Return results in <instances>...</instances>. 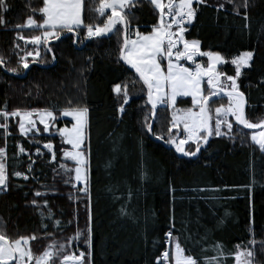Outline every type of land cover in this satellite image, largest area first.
I'll return each mask as SVG.
<instances>
[{
  "label": "trees",
  "instance_id": "1",
  "mask_svg": "<svg viewBox=\"0 0 264 264\" xmlns=\"http://www.w3.org/2000/svg\"><path fill=\"white\" fill-rule=\"evenodd\" d=\"M4 4L7 10L0 7V57L4 59L0 66V110L5 106L9 112L87 106L91 183L89 195L74 186L71 163L62 155L66 144L58 134L32 132L24 136L17 118L5 121L0 117V124L7 123L10 133L6 136L0 129L8 173V185L0 189V231L12 240L37 237L30 241L35 255L52 243L65 245L63 254L83 251L85 264H158L169 231L197 264H209L207 258L218 255L217 245L223 246L220 264H235L233 254L238 245L254 253L252 264H264V150L250 142L249 130L230 119V136L213 135L197 157H186L166 143L172 115L163 105L157 107L153 121L156 135L150 134L144 124L151 111L146 104V87L120 58L123 25L105 37L86 39L87 29L81 27L79 37L68 34L50 42L52 52L42 46L41 56L35 62L29 58L26 75L18 77L25 72L20 57L35 49L18 37L30 39L45 30L23 27L29 16L42 20L39 9L44 0H4ZM99 4L100 0H83L85 24L103 26L111 12L100 16L96 11ZM193 7L197 11L185 39L198 40L202 51L220 52L228 58L245 51L254 53L251 66L242 69L237 81L247 100L246 118L262 117L264 0H205ZM125 15L131 29L135 26L139 32L150 31L160 19L159 10L149 0H135ZM204 60L199 56L196 63L203 65ZM12 68L17 72L8 71ZM220 70L235 75L229 62ZM115 84L128 85L130 99L123 113L119 111L123 95L114 93ZM208 90L205 87V95ZM226 102V96L213 98L209 108ZM177 104L182 109L191 106L188 99ZM58 124L69 125V120L60 119ZM160 135L165 139L160 140ZM49 142L53 149L44 147ZM20 145L26 149L22 154ZM185 147L195 150L190 144ZM30 161L35 163L29 172ZM16 171L26 173L29 179L14 176ZM37 192L42 195L37 196ZM34 200L40 207L32 203ZM89 205L90 249L85 244ZM78 230L85 236L69 243ZM61 260L62 256L54 258V264H61Z\"/></svg>",
  "mask_w": 264,
  "mask_h": 264
},
{
  "label": "snow or ice",
  "instance_id": "2",
  "mask_svg": "<svg viewBox=\"0 0 264 264\" xmlns=\"http://www.w3.org/2000/svg\"><path fill=\"white\" fill-rule=\"evenodd\" d=\"M151 4L159 10V23L153 27L150 33L142 34L139 29L134 31L131 29L130 21L125 15V9L134 7V0H100L99 7L96 11L100 16H104L106 10H111V14L107 16V20L100 26L99 24H85L82 18V0H44V6L39 9L43 14V22L37 23L32 16L27 18V22L23 27L42 28L45 29L41 35L33 36L29 39L19 36V39H25L26 43L35 45L34 52H26L24 56L20 57L19 63L23 69L27 70L30 67L28 57H32L35 62L41 56V46L45 51L52 52L49 42L55 38L60 39L62 32L65 30L69 33H74L79 37L78 29L84 27L86 31V39L100 38L110 35L117 25H123L124 37L123 45L120 48V58L130 65L135 72L138 73L139 79L146 86L147 100L146 104L151 106V111L144 117V124L149 133L156 135L152 131V123L149 119H154L157 112V107L162 105L174 106L178 95L191 96L194 108L180 109L172 112L171 127L168 129V139L166 143L175 146L177 152L185 156H196L202 145L208 143L209 137L225 136L232 133L233 121L229 117H234L238 125L244 126L247 129L256 130L264 128V121L260 124H254L246 118L245 105L247 103L245 94L239 90L237 80L241 75V71L245 67L251 66L254 53L252 51H245L239 56L233 57L231 64L235 66V75L226 76V80L221 77L224 73L219 72L218 65L226 63L225 58L220 53H201L200 41L185 39L184 33L186 31L185 22H190L196 14L197 9L193 7L194 3L204 4L205 0H150ZM247 4L245 3V7ZM0 7L7 10L4 0H0ZM167 9V11H165ZM167 17V19H166ZM247 18V16H245ZM2 22V21H0ZM21 27V26H17ZM175 28V31H173ZM135 35V39L131 36ZM76 42V41H74ZM182 44V50L180 45ZM19 48V45H16ZM204 55L209 58L208 66L196 63V57ZM167 58L166 70L162 67V59ZM53 59L55 54L53 53ZM181 60L192 61L195 68L185 67ZM4 64V59L0 57V65ZM11 72H17L16 68L8 69ZM207 78L208 94H204L203 82ZM170 89V91H168ZM114 91L119 96L123 95V103L120 105L119 111L121 113L125 110V105L128 104L130 94L128 85L116 84ZM226 95L228 104L221 105L215 109L213 116L212 110L209 108L210 98L220 97ZM198 109V110H195ZM87 106H77L66 108L61 113L64 117H72L74 123L71 127H61L57 131L61 137L66 138L67 143L72 145L71 151H65L64 155L70 157L76 163L75 181L84 182L82 191L85 195H89L88 188V156L83 150V144L86 139V129L88 126ZM0 117L5 121L9 117H19L18 127L19 132L28 136L34 130L39 132L37 127L38 122L43 125L44 131H50L57 119L56 113L50 109H32L20 110L16 109L12 112L4 109L0 110ZM214 120V124H213ZM182 125L184 133L183 138H178V135L172 134V129H179ZM226 127L227 131H223ZM9 125L7 123L0 124V129H4L5 135H9ZM164 140V135L158 137ZM251 139L254 143L259 144L260 148L264 150V131L252 132ZM189 142L195 144V150H186L185 145ZM47 149H53L51 142L44 145ZM26 149L20 145L19 152L22 154ZM36 153L40 154V148L36 149ZM52 159L55 160L53 152ZM7 149L0 147V189L6 188L8 185L7 173ZM35 161H30L28 164V171L32 170ZM62 167H64L62 165ZM16 177H23L25 180L29 179L26 173L16 171L13 173ZM37 196L42 195L37 192ZM90 199V197H89ZM36 205V201L32 202ZM47 205V201L44 202ZM40 207V205H36ZM122 213L125 211L121 209ZM51 215V213H49ZM44 216V212H41ZM91 212L89 205V227L85 237V244L91 248ZM59 226L60 221H55ZM46 227V226H45ZM85 233L77 231L73 237L69 239V243L74 240H79ZM167 237L171 242L175 240L174 264H197L195 257L186 255L184 248L181 246L179 239L173 237V233L169 231ZM37 239L34 235L32 237H19L15 240L10 239L6 234L0 231V264H54V258L62 256L61 264H85L86 253L81 251L79 255L63 254L65 245L61 244L59 247L55 243L50 244L43 253L35 255L30 247V241ZM255 244V241H252ZM237 251L233 254L235 264H252V257L254 253L251 250H241L237 246ZM216 257L207 258L209 264H220V257L224 255L223 246L217 245ZM91 253L87 254L90 257ZM163 259L166 261L169 258V252L165 251ZM160 258H158L159 264Z\"/></svg>",
  "mask_w": 264,
  "mask_h": 264
},
{
  "label": "rangeland",
  "instance_id": "3",
  "mask_svg": "<svg viewBox=\"0 0 264 264\" xmlns=\"http://www.w3.org/2000/svg\"><path fill=\"white\" fill-rule=\"evenodd\" d=\"M135 1V0H134ZM150 1V0H149ZM165 3H167V1H165ZM195 4V3H194ZM43 6H44V4H43ZM42 6V7H43ZM82 10H83V0H82ZM106 11H109V12H111V10L109 9V10H106ZM39 14L41 15V17H42V20L41 21H37L34 17H33V19H35L36 21H37V23L39 24V23H42L43 22V14L41 13V12H39ZM26 22H27V19H26V21H25V23H24V25L26 24ZM94 25H96V24H94ZM24 28H29V27H24ZM42 29V28H41ZM137 29V28H136ZM153 30V27H152V29L150 30V31H147V32H140V33H142V34H147V33H150L151 31ZM173 31H175V30H173ZM62 35V34H61ZM136 37L134 36V39H135ZM30 40V39H29ZM50 43V42H49ZM28 44H30L33 48L34 47H36L35 45H33V44H31V43H28ZM42 47V46H41ZM199 48H200V45H199ZM180 49L182 50V44L180 45ZM35 51V49L34 50H32V51H30V52H34ZM200 52L201 53H207V52H212V53H220V52H213V51H202L201 49H200ZM224 58H225V60H226V63L227 62H229V63H231V60H232V58L233 57H231V58H228V57H226V56H224L222 53H220ZM199 56H201L202 58H205V60H204V66L205 67H207L208 66V63H209V58L207 57V56H204V55H198L197 57H196V59L199 57ZM237 56H239V55H237ZM234 57H236V56H234ZM29 58H31L32 59V57H28V59ZM167 58H163L162 59V67H164V69L166 70V66H167ZM187 62H192V61H187V60H185L184 61V64H185V67H189V68H195V64H193V62H192V65H188L187 64ZM226 63H224V64H226ZM224 64H221V65H218V71L219 72H221V73H224L225 75L224 76H222L221 77V79L222 80H226V76H231V75H229V74H227L226 72H222L221 70H220V68H221V66H223ZM233 65V64H232ZM234 66V65H233ZM235 67V66H234ZM116 85V84H115ZM114 85V86H115ZM114 86H113V91H114ZM203 88H204V91H205V87H208V85H207V78L205 77L204 78V82H203ZM168 91H170V89L168 90ZM114 93H116L115 91H114ZM205 94V93H204ZM226 96V95H225ZM180 99H188L190 102H191V106L190 107H188V108H194V105H193V102H192V97L191 96H183V95H178L177 96V98H176V103H175V105L174 106H170V105H165V106H167V108H169V110H171V115H172V112L174 111V109H176V110H180V109H182L178 104H177V102H178V100H180ZM226 100H227V97H226ZM228 104V100H227V102H226V104H223V105H227ZM163 106V105H162ZM186 106V105H185ZM221 105H219V106H217V107H220ZM217 107H215L214 109H211L212 110V113H213V116L215 115V109L217 108ZM188 108H185V109H188ZM195 110H198V109H195ZM54 112L56 113V116H57V119H56V121L54 122V125L50 128V131H48V132H45L44 131V127H43V125L42 124H40L39 122H38V118L37 117H34V118H36L37 119V127L40 129V131L39 132H42V133H56V134H58L60 137H61V135L59 134V132L57 131V129L58 128H61V127H65V126H67V127H71V125L75 122L74 121V119L72 118V117H64V116H62L61 115V113L63 112V110H58V111H55L54 110ZM157 113V112H156ZM13 119H18L17 120V124H18V122H19V117H12ZM65 120V119H68L69 120V125H66V124H58V122H59V120ZM229 119H233L234 121H235V119H234V117H229ZM232 120V121H233ZM150 121H151V119H150ZM249 121H251L252 123H254V124H260V122L261 121H264V115L262 116V117H258V118H256V119H253V120H250L249 119ZM213 124H214V120H213ZM89 127H90V117H89V113H88V126H87V129H86V139H85V141H84V144H83V150L85 151V154L88 156V188H90V183H91V166H90V157H91V155H90V151H91V143H90V131H89ZM244 127V126H243ZM19 128V127H18ZM175 130V134L174 135H178V138H183V136H184V133H183V130H182V125L180 126V128L179 129H174ZM223 131H227V129H226V127L223 129ZM253 131H256L257 133L259 132V131H264V128H260V129H256V130H251V129H249V140H250V142H252V143H254L253 141H252V139H251V136H252V132ZM34 133H37V132H35V130L33 131ZM181 135H183V136H181ZM215 136V135H214ZM61 140L63 141V143H65L66 144V149H64L63 150V152H62V155H63V158L66 160V161H68V162H70L71 164H70V170H71V172H72V175H71V178H72V181H73V184H74V186L76 187V186H80L79 188H81V191H82V189H83V187H84V182L83 181H80V182H77V181H75V171H74V169H75V167L77 166L76 165V163H75V161H73L70 157H66L65 155H64V153H65V151H71L72 150V145H70V144H68L67 143V140H66V138H63V137H61ZM189 144L190 145H193V148H195V144H193L192 142H189ZM254 144H256L257 146H259V144H257V143H254ZM260 147V146H259ZM190 151H192V150H190ZM83 192V191H82ZM167 239H168V243H167V245H166V250L165 251H168L169 252V258H168V264H174V251H175V240L173 239L171 242L169 241V238L167 237ZM241 250H250L249 249V247H246V248H240ZM238 249H237V247H236V250L234 251V253L237 251ZM161 260H164L163 259V255H162V257L160 258V261ZM159 261V262H160ZM208 263V262H207ZM34 264H35V262H34ZM222 264V263H221Z\"/></svg>",
  "mask_w": 264,
  "mask_h": 264
},
{
  "label": "water",
  "instance_id": "4",
  "mask_svg": "<svg viewBox=\"0 0 264 264\" xmlns=\"http://www.w3.org/2000/svg\"><path fill=\"white\" fill-rule=\"evenodd\" d=\"M68 34H74V33H69V32H65L64 34H62L61 35V37H63V36H66V35H68ZM60 37V38H61ZM105 37V36H104ZM123 37H124V28H123ZM76 39V38H75ZM55 41H57V39H52L50 42H55ZM123 45V44H122ZM121 61H122V63L126 66V67H128L129 69H131L132 71H134L135 72V69H133L130 65H128L126 62H124L122 59H121ZM0 66H2V65H0ZM30 66H31V63H30ZM3 68V67H2ZM27 71H28V69L27 70H25V72H24V74L23 75H21V76H18V77H20V78H22V77H24L25 75H26V73H27ZM136 73V72H135ZM137 75H138V73H136ZM138 77H139V75H138ZM146 87V86H145ZM222 96H224V95H222ZM217 98V97H216ZM211 99H213V98H210V100ZM151 107V106H150ZM153 121H154V119H151V121H150V123H152V128H153ZM247 129V128H246ZM249 130V129H248ZM151 134V133H150ZM210 138L211 137H209V139H208V143H209V141H210ZM208 143L206 144V145H202V147H201V150L202 149H204L207 145H208ZM169 148H173L174 149V151L175 152H177L176 151V149H175V146L174 145H172V144H170L169 145ZM200 150V151H201ZM200 153V152H199ZM199 153L197 154V155H199ZM197 155L196 156H193V158H195V157H197ZM185 156V155H184ZM186 157H189V156H186Z\"/></svg>",
  "mask_w": 264,
  "mask_h": 264
},
{
  "label": "built area",
  "instance_id": "5",
  "mask_svg": "<svg viewBox=\"0 0 264 264\" xmlns=\"http://www.w3.org/2000/svg\"><path fill=\"white\" fill-rule=\"evenodd\" d=\"M191 22V21H190ZM190 22H185V25H184V27H185V29L187 28V26L190 24ZM134 26H132V28H133ZM174 29V28H173ZM132 30H134V29H132ZM134 35H132V37H133ZM185 36V35H184ZM183 64V63H182ZM184 65V64H183ZM160 264H168V261L166 260H162L161 261V263Z\"/></svg>",
  "mask_w": 264,
  "mask_h": 264
},
{
  "label": "flooded vegetation",
  "instance_id": "6",
  "mask_svg": "<svg viewBox=\"0 0 264 264\" xmlns=\"http://www.w3.org/2000/svg\"><path fill=\"white\" fill-rule=\"evenodd\" d=\"M237 84H238V81H237Z\"/></svg>",
  "mask_w": 264,
  "mask_h": 264
},
{
  "label": "crops",
  "instance_id": "7",
  "mask_svg": "<svg viewBox=\"0 0 264 264\" xmlns=\"http://www.w3.org/2000/svg\"><path fill=\"white\" fill-rule=\"evenodd\" d=\"M166 68H167V66H166Z\"/></svg>",
  "mask_w": 264,
  "mask_h": 264
}]
</instances>
